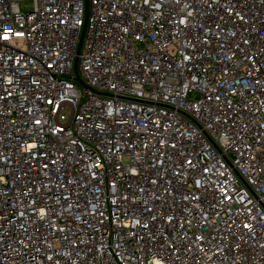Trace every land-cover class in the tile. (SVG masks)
<instances>
[{"label": "built area", "instance_id": "built-area-1", "mask_svg": "<svg viewBox=\"0 0 264 264\" xmlns=\"http://www.w3.org/2000/svg\"><path fill=\"white\" fill-rule=\"evenodd\" d=\"M0 264H264V0H0Z\"/></svg>", "mask_w": 264, "mask_h": 264}, {"label": "water", "instance_id": "water-1", "mask_svg": "<svg viewBox=\"0 0 264 264\" xmlns=\"http://www.w3.org/2000/svg\"><path fill=\"white\" fill-rule=\"evenodd\" d=\"M87 3V8H88V2ZM84 32H85V25H84V28H83V32H82V35H81V40H80V44H79V49H80V46H81V43H82V40H83V37H84ZM79 51V50H78ZM75 75H76V80L81 83L82 85L88 87L84 82L83 80L81 79L80 75H79V72H78V69H77V60L75 61Z\"/></svg>", "mask_w": 264, "mask_h": 264}, {"label": "rangeland", "instance_id": "rangeland-1", "mask_svg": "<svg viewBox=\"0 0 264 264\" xmlns=\"http://www.w3.org/2000/svg\"><path fill=\"white\" fill-rule=\"evenodd\" d=\"M20 5H21L22 10L28 11V10H30V7L32 6V2L23 1V2H20Z\"/></svg>", "mask_w": 264, "mask_h": 264}]
</instances>
